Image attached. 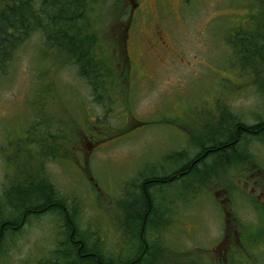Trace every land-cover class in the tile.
<instances>
[{
	"label": "rangeland",
	"instance_id": "rangeland-1",
	"mask_svg": "<svg viewBox=\"0 0 264 264\" xmlns=\"http://www.w3.org/2000/svg\"><path fill=\"white\" fill-rule=\"evenodd\" d=\"M137 1L133 31L124 47L119 40L120 49L112 46L125 26L109 19L108 4L98 11L101 44L109 63L117 64V90L106 108L94 102L75 67L51 55L53 59L44 60L40 34L18 51L4 71L0 69V184L9 173L23 170H16V154L19 166L39 167L40 163L46 179L66 200H77L73 206L80 212L81 227L93 223L108 233L122 216L117 203L123 191L129 198L136 195L132 182L140 185L141 177L179 169L198 152L189 146L195 137L213 134L220 123L217 99L219 104L230 102L234 114L246 124H257L264 117V98L254 91L253 66L246 60L253 56L252 46L245 43L248 54L237 56L228 42L238 38L240 29L250 30L251 22H260L261 14L254 11L245 20L247 5L237 0ZM123 5L127 8L128 0ZM110 23L115 31L108 30ZM123 49L127 51L116 62L113 58ZM256 64V68L261 65L259 60ZM236 68L244 74L249 70L251 77L243 79ZM40 91L46 92L41 100L36 97ZM37 112L53 120L57 134L63 131L56 141L57 155L44 147L41 162L34 137H45L46 127L42 124L33 131ZM207 123L210 128H205ZM249 148L264 170V146L250 140ZM243 169L236 174L244 181L249 167ZM234 172L228 171L226 180ZM218 181L204 182L202 193V187L191 191L188 180L157 192L158 204L168 208L165 221L172 219L164 235L169 257L163 264H264V207L252 198V184L245 191L244 182L231 184L230 189ZM235 191L246 199L236 194L235 200L241 202L231 212L229 198ZM60 226L53 215L31 220L8 239V257L0 264L37 260L52 240L62 236ZM226 234L229 238L224 241ZM232 249L237 250L234 256Z\"/></svg>",
	"mask_w": 264,
	"mask_h": 264
},
{
	"label": "trees",
	"instance_id": "trees-1",
	"mask_svg": "<svg viewBox=\"0 0 264 264\" xmlns=\"http://www.w3.org/2000/svg\"><path fill=\"white\" fill-rule=\"evenodd\" d=\"M123 1L0 0V69L4 71L18 51L34 36L40 34L44 41L43 54L47 57L44 60L53 59L51 55L56 60L75 67L79 77L90 88L94 102L107 107V103L113 99L112 94L117 90L114 69L117 64L109 63L107 49L101 44L103 37L97 24L98 11L108 4L109 19L125 26L122 35L117 34L112 46L120 49L119 40L124 47L127 25L134 20L131 10L124 7ZM240 1L247 5L245 20L257 11L261 14L259 16L262 22L250 21V30L240 29L237 33L238 38H231L229 43L234 54L238 56V53L248 54L243 46L250 42L248 45L252 46L253 56L246 60L248 65L253 66L250 71H253L256 79L255 92L264 98V0ZM109 26L108 30L115 31L113 28L115 24L110 23ZM126 51L123 49L119 56L113 55V59L118 60ZM257 60L261 65L256 68ZM245 75L251 77L249 70ZM45 94V91H40L36 97L41 100ZM226 111L223 110L220 123L215 125L210 136L213 144L210 148L217 151L208 158L210 161L208 164L213 160L223 163L235 154H243L249 140L264 142V117L257 124L250 125L238 117H231ZM34 117L32 124L34 132L37 126L44 124L46 127L45 137H40L41 143L46 144L48 150V144L53 142L54 145L51 144L50 148L56 149V141L61 139V135L54 134L51 120L42 116L41 112L35 113ZM231 136L238 139L239 144L236 148L230 144ZM15 166L16 170L21 168L23 170L9 175L6 182L0 184V261L9 251L8 239L20 234L23 225L30 222L31 218L41 217L46 213L57 216L63 222L65 233L52 242L44 255L35 261H32L33 257L25 264H163L165 258L169 257L168 249L164 246L165 227L162 225L165 220L160 208H156L155 200L157 192L166 184L162 181L167 178L169 180L177 173L181 174V168L177 171L171 168L172 173L168 172L166 177L164 176L167 173L156 175L153 173L146 180L142 179V184L133 186L136 190L135 197L129 198L127 193L124 200L118 203V207L125 210L124 216L116 222L114 232L108 233L107 230L105 232L97 227H81L80 212L75 208H69L66 201L61 200L58 203L67 206L68 209L63 210L55 206L57 200H60L58 191L47 183L46 179L34 176L36 172L44 173L43 169L35 171L31 164ZM206 166L202 168L201 179L213 173ZM198 170L200 169L192 167L189 172L190 178L198 179ZM25 185L28 186L27 189L24 188ZM33 212L37 214L33 215ZM117 226L123 232H119ZM112 237L115 239L111 240Z\"/></svg>",
	"mask_w": 264,
	"mask_h": 264
},
{
	"label": "flooded vegetation",
	"instance_id": "flooded-vegetation-1",
	"mask_svg": "<svg viewBox=\"0 0 264 264\" xmlns=\"http://www.w3.org/2000/svg\"><path fill=\"white\" fill-rule=\"evenodd\" d=\"M210 139V138H209ZM230 144H232V146H234V148H236V146L239 144L238 139L234 136H231L230 138ZM213 144L212 143H208L205 146H203L202 149H199L198 152L193 156V158H191L181 169H182V173L179 174L177 173L174 178L178 177H182V178H188L189 177V172L190 169L192 167H195L196 169H199L201 167V165L206 166L210 161H208V158L212 155L215 154V151H217L216 149L210 148L212 147ZM222 146V145H221ZM249 155L246 153L243 154H235L234 156H232L228 161L226 162H214V160L211 162V164H208L209 168H212L213 170H220L223 166L224 167H229V170H238V162L239 160H243L244 162L249 161ZM242 161V162H243ZM239 163V165H244V163ZM250 164H246L245 166H241L243 168H247L249 167V174L247 176V180L245 182V187H252L250 189V192L252 195H254L256 197V202H261L263 207H264V170L262 169H257L256 168V164H254L251 160L249 161ZM247 170V169H246ZM234 177L237 178V174H234ZM146 180V179H145ZM151 180V179H150ZM171 180V178H168L163 180V183H169ZM238 182V180L236 181V183ZM235 183V184H236ZM59 200H57L55 206H58L60 208H62L63 210L68 209L67 206H63L60 203H58ZM158 201L155 200V206L156 208H158ZM155 208V211H157V209ZM37 212H33V215H36ZM47 214V213H46ZM228 224V223H227ZM24 226V225H23ZM23 228V227H22ZM229 238V236H225L224 237V241H227V239ZM238 241H240V239L238 238ZM232 254L231 255H236L237 254V250L232 249ZM212 260V259H211Z\"/></svg>",
	"mask_w": 264,
	"mask_h": 264
}]
</instances>
